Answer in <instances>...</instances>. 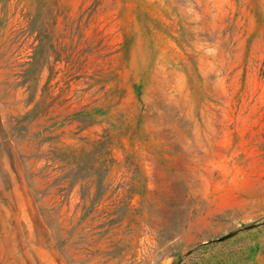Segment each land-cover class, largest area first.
<instances>
[{"label":"rangeland","instance_id":"374dc122","mask_svg":"<svg viewBox=\"0 0 264 264\" xmlns=\"http://www.w3.org/2000/svg\"><path fill=\"white\" fill-rule=\"evenodd\" d=\"M0 264H264V0H0Z\"/></svg>","mask_w":264,"mask_h":264}]
</instances>
